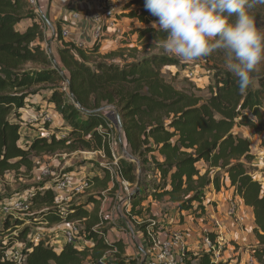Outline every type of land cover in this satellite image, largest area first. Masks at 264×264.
Returning a JSON list of instances; mask_svg holds the SVG:
<instances>
[{
  "label": "trees",
  "instance_id": "obj_1",
  "mask_svg": "<svg viewBox=\"0 0 264 264\" xmlns=\"http://www.w3.org/2000/svg\"><path fill=\"white\" fill-rule=\"evenodd\" d=\"M120 15L140 23L157 19L144 7V0L126 1ZM35 17L28 0H0V178L22 168L30 173L34 167L32 155L38 153L102 151L113 160L108 122L104 112H95L110 106L120 119L128 154L137 159H117L118 171L131 186L128 219H141L135 223L136 229L148 246H153L148 232L155 233L159 223L144 201L168 197L179 214L190 212L198 218L204 214L211 190L231 188L252 209V232L257 244L249 249L257 262L264 264L262 182L255 176L258 166L250 141L236 130L245 127L251 135L264 139V71L252 75V83L242 91L231 72L215 68L211 81L200 88L187 78L178 80L177 72H168L167 78L163 67L183 69L184 65L165 53L152 52L119 62L107 59L113 53L99 57L100 40L88 46L65 41L62 22L58 20L56 36L62 43L57 51L59 72L41 46L44 33L40 24L33 21L23 31L17 28L21 21ZM136 32L141 36L157 33L152 27L131 30L132 34ZM65 79L67 93L62 85ZM41 85L48 89L42 99L54 106L68 130L58 136V128L44 122L42 127L48 136L38 135L21 145V110L28 105L33 88ZM205 89L207 93L203 95ZM101 169L100 179L95 174L88 180L107 189L111 176ZM30 190L29 202L36 208L35 213L0 216V235L15 229L0 240V264H139L138 259L125 255L121 240L106 242L105 228L94 227L97 218L93 213L102 199L100 190L84 192L63 209L54 204L51 186L35 184ZM91 203L94 207L89 211ZM144 214H148L147 219ZM82 219L78 235L91 244L76 247L64 242L58 250L52 243L53 232L30 234L25 224ZM15 242L23 245L19 258H6L5 250ZM107 252L114 253L111 260ZM181 262L223 264L214 260L210 252L193 254L187 249Z\"/></svg>",
  "mask_w": 264,
  "mask_h": 264
},
{
  "label": "rangeland",
  "instance_id": "obj_2",
  "mask_svg": "<svg viewBox=\"0 0 264 264\" xmlns=\"http://www.w3.org/2000/svg\"><path fill=\"white\" fill-rule=\"evenodd\" d=\"M128 0H122L123 4ZM120 4V3H119ZM119 9L122 10L120 7ZM251 15H253L256 26L259 31L264 32V5H257L255 8L250 10ZM120 15V13H119ZM118 15V16H119ZM121 16V15H120ZM157 20V19H156ZM150 21L148 23H140L136 19L132 20H125V24L123 26V32L121 33V36L119 37V46L116 49H113L110 52L111 57L107 59H112L116 62H119L122 60V58H131L132 56H141L148 53H165L172 58H175L178 60L181 64L184 65L183 69H181L178 66H165L162 68L163 72L167 75V78L169 76L168 72L170 74H174L175 72L178 73V80L182 78H187L191 82H193L196 86L203 88L205 87L212 79V73L215 68L217 69H227V58L223 50H216L210 53L209 55L205 57H201L197 60L191 61V62H184L182 59L178 58L174 54L167 52L162 47L165 34L158 31L156 28L153 27V22L156 21ZM152 27L154 28L157 33L155 34H144L139 35V33H131V30L135 28H148ZM102 38V37H101ZM100 38V39H101ZM99 39V40H100ZM122 45V47H121ZM46 50V49H45ZM47 51V50H46ZM48 53V51H47ZM108 54H100L99 57ZM49 54V53H48ZM125 55V56H124ZM51 60L53 63H56L57 66L59 65L58 60H53L51 55L49 54ZM264 71V62H262L256 72L253 75L259 74ZM63 89L68 92L67 89V83L64 81L62 83ZM41 87V88H40ZM40 87L33 88V94L31 96V99L28 101V105L26 108L21 110V118L23 120L22 126L26 128V130H30L33 127L38 128V125L36 126V123L38 121L32 120L28 117L23 116V113H26V110H28L31 106H34V110L38 111L40 109H43V113H41L40 116L37 117V120L41 119V123L39 126H42L44 122H46L51 128L56 127L58 128L57 135H61L68 130V126L64 123L62 117L60 114L55 110L54 106L50 104V107L48 108L46 104V100L42 99V96H45L48 94V89L45 88V85H41ZM207 91L206 89L202 92L203 95H206ZM35 100V101H34ZM45 101V102H42ZM26 109V110H25ZM49 109V110H48ZM49 111V112H48ZM48 112V113H47ZM30 114V113H29ZM48 115L45 117V115ZM28 116V115H26ZM105 119L108 122V128L110 130V139H111V150L112 154L114 156L113 160H110L102 151L98 152H91V151H57L55 154L47 155V154H33L32 160L34 163V167L30 173H27L24 171V168L20 169V172L15 173L12 172L10 174V177L7 181H1L4 179V177L0 178V216L4 217L5 215L2 214V210L4 207H8L9 205L13 204V202L20 200L21 198L30 195L31 194V187L35 184H46L48 186L53 187L54 183L58 180H61L63 178H69L70 182L73 184H79L84 179H88L89 177L97 174V178H101L103 176V172L101 168H104L108 171V174L113 177L109 178L111 186L113 188V185H115V188L112 190H103L101 189V184L92 183L89 181L90 186L84 192H94L100 190V193H102L103 198V208L104 211L102 212V217L104 215L110 216L109 221L111 220L110 224H106L105 226L108 227L111 232L113 233V236L116 232H121L125 234V237L128 242L132 245H140V237L136 234V228L133 226L132 223H123L120 219H122L119 216V213L124 215V206L123 203L118 205V201L120 198H124L128 196V194L124 190V185L122 184V180L118 178L117 176V159L119 156L127 158L123 153L121 146L126 149L125 141L123 138L122 131L118 127V120L116 111L113 108H109L106 111H104ZM239 132V131H238ZM241 133V132H239ZM242 134V133H241ZM243 135V134H242ZM252 137L251 134H248V137ZM257 142H254L250 138V143L252 144V147H257L256 154L257 158L254 160L255 164L258 166V172L256 173V177L261 180L263 184L264 180V150H261L264 146V139H258L255 137ZM259 158V159H258ZM46 170L45 173H41V170ZM83 192V193H84ZM82 193V194H83ZM80 194V195H82ZM80 195H72V198L75 199ZM166 203V202H165ZM166 206H169V208H173L174 211H177L175 209V204L170 203ZM107 211V212H105ZM36 212V208L31 207L29 214L31 215ZM22 213V212H20ZM188 215H191L192 217H189L188 219L192 222L195 227H197V243L192 247H198L199 249L202 246L201 237L203 234L209 233L207 231H204V224L206 223L205 220H195V216L192 215L190 212H187ZM186 214V215H187ZM147 215L148 214H144ZM187 215V216H188ZM27 218V217H26ZM104 220H106L104 218ZM177 222H183L182 218L179 220L176 218ZM125 222V221H124ZM208 223V220H207ZM30 227V234H37V233H44L47 232L44 230L46 225H37L34 223H27ZM75 227L79 228L83 226V222H75ZM161 224H159L160 227ZM128 226L131 227L133 233H130V230ZM245 227V226H244ZM20 228V227H17ZM16 228V229H17ZM113 228V229H111ZM240 227L238 226L236 230H234V234H238L240 236L239 230ZM15 229L7 230L4 234L0 235V240L2 238H5L7 235L12 234ZM181 230V229H180ZM183 234H184V230ZM238 235L234 236H225V246L229 248L231 251H235L240 247H244L247 244L241 243L242 239H238ZM245 236V234L243 235ZM242 241L246 242V236L244 237ZM63 237H60L59 241H61ZM80 240L76 241V244H79ZM52 243H54L52 241ZM252 243V242H251ZM235 247V249H232V247ZM21 249L23 246H19ZM190 247V248H192ZM224 247V251L225 248ZM245 247L244 249H246ZM191 250V249H187ZM192 252V250H191ZM139 258V257H138ZM141 260V257L139 258ZM138 259V260H139ZM111 260V259H108ZM141 262V261H140ZM139 262V264H140Z\"/></svg>",
  "mask_w": 264,
  "mask_h": 264
},
{
  "label": "crops",
  "instance_id": "obj_3",
  "mask_svg": "<svg viewBox=\"0 0 264 264\" xmlns=\"http://www.w3.org/2000/svg\"><path fill=\"white\" fill-rule=\"evenodd\" d=\"M121 1L122 0H108L104 2L103 0H100V2H98L97 0H68V4L63 5L59 2V0H36L34 4H30L34 14L36 15L35 19H25L20 23H18L17 28L20 31H23L33 21L39 23L44 33V40L40 42L41 46L48 51V53L51 55L53 60L54 59L58 60L57 51L58 48L62 46V43L60 40L57 39L56 36V26H55L56 21L61 20L62 22L61 29L66 28L68 30V36L64 39L65 41L72 42L76 45L88 46L95 41L94 30L97 25V22L101 20L102 22H105L106 25L103 26V36L100 39L101 46L99 52L100 54H108L113 49H116L119 46L118 40L119 37L121 36V33L123 32L124 29L123 26L126 23L125 20H132L128 17L119 15L121 11V9L119 8L120 7L122 8L123 5V2ZM75 13L79 15V18H73V14ZM114 16H116V18L114 19L116 23H112V19L114 18ZM47 103L48 104H46V106L49 108L51 103L49 102ZM34 108H35L34 106H31L28 110L25 109L26 113H23V116L38 121L36 123V126L38 125V128L33 127L28 131L24 126H22L20 130L21 137L19 141L21 145L25 142H30L34 137L38 135L48 136L49 134V132L46 129H44L42 126H39V124L41 123V119L37 120V117L40 116L41 113H43L44 108L38 111L34 110ZM236 130L241 132L245 137H247L249 141L251 138L254 142H257L255 137H257L258 139L262 138L261 136L258 135H251L252 137H250L249 135L248 137L250 131L245 127H239L236 128ZM251 148L252 151L256 154L257 147L253 148L251 144ZM261 150H264V146L262 147ZM11 173L12 172H8L4 176V179L3 180L0 179V180L2 182L7 181ZM111 188L112 186L111 183L109 182L107 189H103V190H109ZM262 190L264 192V180L262 184ZM126 198L127 196L124 198H120L118 201V205L123 203L124 212H125L124 215L119 213V216L122 218L120 220L123 223H127L128 221L129 223H132L133 226L136 228L135 223L141 222V219L139 217H136L135 221L128 219V213H127L128 200H126ZM211 200H213L214 203H208ZM170 203L171 202L169 201L168 197H165L161 200L148 199L143 202V205L145 206L147 204L150 205V214L154 216L156 222L161 224L160 227H158V230L155 232L157 239L156 243L151 247L148 246L147 241L143 237L142 233L139 232L137 229H136V234L139 235L140 237V245L130 244V242L127 241L123 231L116 232L114 234L115 236H113V233L109 229L110 227L108 226L109 227L108 228L105 226L106 224L111 223V220L110 221L108 220L110 219V216L104 215L102 217V212L104 211L103 198L97 202L96 211L93 213V215L97 218V221L94 223V227L105 228L106 232L104 235V239L106 242L121 240L122 243L124 244L125 255L129 257H134L136 259H139L141 257V260L139 259V262L141 261L140 264H159L155 258V253L157 252L158 243L161 240H163L173 230H180V229L181 231L184 230L183 236H184L185 244L187 245L186 249L188 248L191 249L193 254L200 253L201 251H203L202 246L200 249L198 247H192L198 242L197 241L198 236H196L197 227H195V225H193L192 222L188 219L189 217L192 216L188 215L187 212H182L181 214H179L177 211H174L173 208H169V206H166L167 204ZM204 204H205L204 214L201 217L195 218V220L206 221V223L204 224V229H205L204 231L214 234L221 233L224 240H226L225 236L238 235V234H234V230H236L237 227L239 226L240 229L238 231L240 233V236L238 235V239L243 240L245 239L244 237L246 236L247 239L246 242L244 243L241 240V243L243 244L249 243V245H246L244 247L239 246L237 250L231 251L229 250L228 246L226 247L224 245L225 244L224 242L222 247V253L219 260H221L223 264H259L256 258L253 256V253L249 249L251 246L257 244V240L255 239L252 232L254 227L252 209L248 206H245L243 204L242 199L239 196L233 194V189L231 188H225L220 190L219 192H214L213 190H211V192L208 193V197ZM232 204H236L237 206V210H236L237 216L240 217V220L238 221L232 219L228 214V209ZM93 207L94 206L92 203L87 206L89 211H92ZM180 215L182 217V220L184 221L178 223L176 218L180 220ZM104 218L106 220H104ZM144 218L147 219V215H144ZM75 222H83L84 224V219H82V221L76 220L71 223H75ZM37 225H46L47 227H45L44 230H46L47 232L54 233L53 244L55 249L58 250L59 247L64 243V239H61V241H59V239L60 237H62L61 231L67 225L66 221L58 222L55 224H47L46 222H41V223H37ZM128 228L130 230V233L132 234L133 231L131 227L128 226ZM244 234L245 236H243ZM78 240L80 241L79 244H75L76 247H81L83 245L91 244L90 241L88 242L81 237L78 238ZM17 245L23 246L21 243H18ZM224 247H226L225 251H224ZM231 247L232 249H235V247L233 246ZM245 247L247 248L244 249ZM18 249L21 250L20 247H18ZM113 255H114L113 252H107L106 257L107 259H111ZM181 256L182 254H180L178 250H174L171 259L181 260ZM84 264H90V261H86L84 262Z\"/></svg>",
  "mask_w": 264,
  "mask_h": 264
},
{
  "label": "clouds",
  "instance_id": "obj_4",
  "mask_svg": "<svg viewBox=\"0 0 264 264\" xmlns=\"http://www.w3.org/2000/svg\"><path fill=\"white\" fill-rule=\"evenodd\" d=\"M257 5L264 0H144L157 18L153 27L165 34V51L191 62L223 50L242 91L264 62V32L250 14Z\"/></svg>",
  "mask_w": 264,
  "mask_h": 264
},
{
  "label": "built area",
  "instance_id": "obj_5",
  "mask_svg": "<svg viewBox=\"0 0 264 264\" xmlns=\"http://www.w3.org/2000/svg\"><path fill=\"white\" fill-rule=\"evenodd\" d=\"M36 0H28L29 4H34ZM100 2V0H97ZM108 1V0H103ZM59 2L63 5L68 4V0H59ZM73 18H79V15L77 13L73 14ZM116 16L112 19V23H116L115 19ZM106 25L105 22H102L101 20L97 22V25L94 30V37L96 39H100L103 36V26ZM61 35L62 38L65 39L68 36V30L66 28L61 29ZM48 115H45L47 117ZM102 128L99 127L98 130H101ZM110 148H111V139H110ZM112 154V150H111ZM113 156V154H112ZM114 158V156H113ZM117 169V176L122 180V184L124 185V190L127 194L131 192V186L130 184L125 181L120 172ZM46 170L42 169L41 173H45ZM111 177H113L111 175ZM90 183L89 180L86 178L79 184H73L70 182L69 178H63L61 180H58L54 183L52 190L54 192V204L63 209L64 205L67 204L71 199L72 195H80L89 188ZM30 195H27L20 200H17L13 202V204L9 205L8 207H4L2 210V214L6 215L8 213L11 214H29L31 205L29 202ZM237 206L236 204H232L228 209L229 216L234 220H240V217L237 216ZM22 212V213H20ZM65 222V221H63ZM66 227L61 231V235L64 239V242H71L76 244V241L81 236L78 235V228L75 227L74 223L66 222ZM148 237L153 242V245L156 243V235L153 232H148ZM86 242V241H85ZM202 242V248L204 251L210 252L213 259L218 261L220 259L221 253H222V247L225 242L223 236L221 233H216L214 238H211L208 233L203 234L201 237ZM18 243L15 242L11 248H8L4 252V256L6 258L11 259H18L21 253V250L18 249ZM187 245L184 241V236L181 230H173L170 232L163 240H161L158 243L157 252L155 253L156 261H158L159 264H182V256L181 260L179 259H171V256L174 252V250H178L180 254L183 255V252L186 250Z\"/></svg>",
  "mask_w": 264,
  "mask_h": 264
},
{
  "label": "water",
  "instance_id": "obj_6",
  "mask_svg": "<svg viewBox=\"0 0 264 264\" xmlns=\"http://www.w3.org/2000/svg\"><path fill=\"white\" fill-rule=\"evenodd\" d=\"M54 65L57 67V70H58L59 72H62V71L60 70V68L57 66L56 63H54ZM65 80H66V79H65ZM66 83H67V80H66ZM70 94H71V92H70ZM109 108H111V107H110V106H104V107H101V108L95 110V112H104V111H106V110L109 109ZM115 111H116V110H115ZM116 115H117V120H118V127H119V129L122 131V125H121V122H120V119H119V117H118L117 112H116ZM121 149H122V153H123L128 159L131 158L132 160H134L135 162H137V159L131 157V156L128 154V152H127V150H126L125 148H123V147L121 146ZM131 197H132V192H130V193L128 194L126 200L131 199Z\"/></svg>",
  "mask_w": 264,
  "mask_h": 264
}]
</instances>
